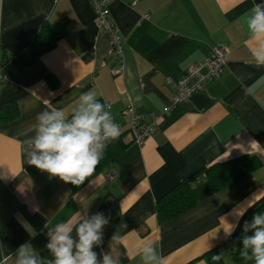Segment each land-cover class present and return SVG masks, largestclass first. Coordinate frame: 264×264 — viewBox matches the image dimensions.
I'll use <instances>...</instances> for the list:
<instances>
[{
  "label": "crops",
  "instance_id": "0c3cea01",
  "mask_svg": "<svg viewBox=\"0 0 264 264\" xmlns=\"http://www.w3.org/2000/svg\"><path fill=\"white\" fill-rule=\"evenodd\" d=\"M255 3L264 0H114L108 10L124 61L116 75L120 59L96 26L91 0H0V76L8 77L0 79V113L12 104L18 112L10 121L0 118L4 264H15L14 253L26 242L38 255L49 251L47 232L59 222L71 219L78 239L75 228L97 213L111 217L102 244L93 249L100 260L109 253L125 255L126 264H143L142 249L153 244L164 264H208L202 256L214 249L223 252L224 264H233L238 226L231 237L223 228L240 222L234 210L245 214L264 202V66L253 62L250 50L258 41L247 28ZM45 22H62L64 33L33 57L29 44ZM218 46L226 50L219 76L167 110L173 90L165 78H180ZM90 90L112 105L125 146L77 187L27 164L22 142L35 135L38 113L55 107L70 119L79 96ZM129 103L144 122L157 117L154 132L140 145L129 132ZM244 156H254L257 167L211 190L204 169ZM183 180L195 204L159 223L157 200ZM115 232L122 237L119 245L111 240Z\"/></svg>",
  "mask_w": 264,
  "mask_h": 264
},
{
  "label": "clouds",
  "instance_id": "9594fccd",
  "mask_svg": "<svg viewBox=\"0 0 264 264\" xmlns=\"http://www.w3.org/2000/svg\"><path fill=\"white\" fill-rule=\"evenodd\" d=\"M250 12L247 28L258 41V45L250 50V55L254 64L261 67L264 66V3H255ZM78 101L70 119L63 109L55 107L38 113L32 126L35 135L22 142L27 146L23 149L27 164L46 172L50 178L58 177L64 183L77 187L95 173L107 143L120 135L111 104L101 103L91 90L82 93ZM234 211L238 217L244 215V210ZM110 219L103 213L85 218L75 228L78 239L72 236L71 219L59 222L47 232L49 242L46 247L54 259H41L31 243L26 242L16 249L15 264H120L119 258L109 253H103L102 260L98 259L93 250L102 244L103 229ZM237 226L238 220L235 224L227 222L223 228L225 237H231ZM243 232L240 256L245 261L264 264V212L255 213L251 222L245 221ZM249 232L251 235L247 234ZM111 240L119 245L122 237L115 232ZM222 257L223 252L213 254L211 259L218 262ZM141 258L143 264H164L165 260L153 244L143 247ZM7 259L5 257L4 261Z\"/></svg>",
  "mask_w": 264,
  "mask_h": 264
},
{
  "label": "trees",
  "instance_id": "16d2710c",
  "mask_svg": "<svg viewBox=\"0 0 264 264\" xmlns=\"http://www.w3.org/2000/svg\"><path fill=\"white\" fill-rule=\"evenodd\" d=\"M63 33L64 24L62 22H45L29 44L31 55L33 57H37L53 48L56 42L62 37ZM48 80L52 84H56L52 82V77L49 76ZM17 113V107L12 104L2 110L0 113V118L3 121H10L17 116ZM124 146L125 143L122 141V135H119L106 147L103 158L99 163L109 164L114 159V157H116L123 150ZM254 158V156H244L222 163H215L205 168L204 173L207 177V181L211 190L217 191L236 181L237 179L249 174L258 165L257 161H254ZM194 204L195 198L190 188L189 182L188 180H183L177 183L163 197L157 200V221L162 223L168 219H171L191 208ZM258 212H264V202H261L257 206L249 209L242 216L239 222V226L237 227V230L233 236L235 240V246L231 250V259L233 264H238L244 261L239 254L242 248V236L245 234L243 232V225L245 221L251 222L253 215ZM247 234L251 235V232ZM213 254L219 253L216 249H214L206 252L202 257L207 260L208 264H224L222 259L218 262H213L211 259ZM39 257L43 260L53 259L49 251L39 254ZM119 261L120 264H126L127 259L125 255H121L119 257Z\"/></svg>",
  "mask_w": 264,
  "mask_h": 264
},
{
  "label": "built area",
  "instance_id": "2783aa9c",
  "mask_svg": "<svg viewBox=\"0 0 264 264\" xmlns=\"http://www.w3.org/2000/svg\"><path fill=\"white\" fill-rule=\"evenodd\" d=\"M114 0H91V6L96 15V26L101 29L109 39L112 51L119 57L120 64L114 70V74L120 75L124 70V61L121 53V38L117 28L110 18L108 7ZM147 18V16H144ZM226 50L222 46L211 50V55L203 61L195 63L178 79L165 78V83L173 90V98L167 106V110L175 108L184 103L190 96L201 91L206 81L219 76L225 66ZM4 82L8 81L7 76H0ZM130 117L129 132L133 142L143 144L144 141L154 132L157 117L150 122H144L142 115L137 113L132 103L127 104L124 109ZM119 129L120 126L118 125ZM107 178L115 177V172L110 171ZM5 256L0 252V261H4ZM5 262V261H4Z\"/></svg>",
  "mask_w": 264,
  "mask_h": 264
}]
</instances>
